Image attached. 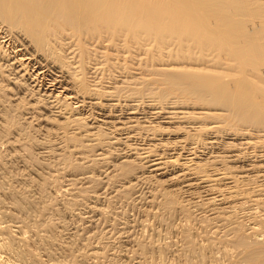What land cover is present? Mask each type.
I'll list each match as a JSON object with an SVG mask.
<instances>
[{"label":"bare ground","instance_id":"obj_1","mask_svg":"<svg viewBox=\"0 0 264 264\" xmlns=\"http://www.w3.org/2000/svg\"><path fill=\"white\" fill-rule=\"evenodd\" d=\"M0 264H264V0H0Z\"/></svg>","mask_w":264,"mask_h":264}]
</instances>
